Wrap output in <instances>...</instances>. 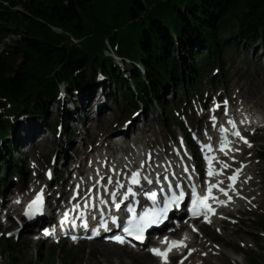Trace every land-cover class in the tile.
I'll return each instance as SVG.
<instances>
[{
    "label": "trees",
    "instance_id": "obj_1",
    "mask_svg": "<svg viewBox=\"0 0 264 264\" xmlns=\"http://www.w3.org/2000/svg\"><path fill=\"white\" fill-rule=\"evenodd\" d=\"M182 1L185 13L178 10L176 0H0V43L12 34H24L13 54L0 57V95L16 102L36 98L39 114L47 119L49 104L43 97L52 96L56 81L67 74L94 63L102 65L105 40L113 39L119 29L125 31L121 54L144 64L147 82L136 69L133 85L110 64H103L106 73L131 97L133 86L138 93L158 99L159 91L176 90L192 77L194 49L214 51L230 24L241 27L243 34L245 24L264 28V0ZM53 27L89 38L79 48L60 47L67 38ZM172 32L178 44L171 39ZM170 63L173 74L168 73ZM79 78L80 86L87 82L84 75ZM2 166L10 168L9 161Z\"/></svg>",
    "mask_w": 264,
    "mask_h": 264
},
{
    "label": "snow or ice",
    "instance_id": "obj_2",
    "mask_svg": "<svg viewBox=\"0 0 264 264\" xmlns=\"http://www.w3.org/2000/svg\"><path fill=\"white\" fill-rule=\"evenodd\" d=\"M225 103H227V102L225 101ZM216 107H219V105H216ZM233 127H235L234 123H233ZM234 134L237 137H239L241 140H243L246 144H248L249 147H251V144L246 140V138H244L240 135V132L238 130L235 131ZM226 146L227 145H222L221 151H224ZM236 150L239 151V149H236ZM225 154H227V153H225ZM224 167H228V165L225 164ZM214 174H215V172L211 167V160H209L208 175L212 176ZM138 176H139V173H133L132 174L131 182L133 184H139L140 183ZM236 178L237 177L235 175L229 177V179L233 180V181H235ZM145 179H147V178H145ZM161 179H166V177H161ZM148 183H153V181L148 180ZM174 185H175V188L177 190L171 191L170 194L164 195L163 199L159 202L162 206L154 208V209L145 210L144 214L142 216H140L138 220L129 219L127 226H125L123 224H118L117 223L118 218L113 216L112 217L113 225H115L116 227H122L123 232L128 234L129 236H134L135 239H137V240H143L144 239L143 233H144L145 229H147L148 227H150L154 224L160 223L162 221V219H164L166 217V214L168 213L171 206H177L178 207L181 204V202L185 200L186 193H185L184 189L181 188L179 183L174 182ZM119 187H123V185H119ZM166 187L172 188L173 185L169 184V185H166ZM217 187H219L218 184H209L207 194L206 195H200L197 193L195 186H192L191 192H190V199H191V204H192L191 212L194 216L200 214L201 208L206 209L209 212L214 211V209L210 206L208 201L216 199V197L212 193V189L217 188ZM220 190L224 191V189H220ZM161 191H164V189H161ZM129 194H132V195L135 194V193H133L131 188L127 189V192L124 193V198L127 199ZM146 194H150V198L154 204L157 203L156 192L153 191V192L146 193ZM113 199H115V194H113ZM220 203H223V201H220ZM42 204H43V196H42V190H41V193H37L35 198L32 201H30V203L28 205L29 211L25 212V216H27L29 219H32L33 217L31 214V210L35 209L36 211H40ZM116 207H119V204H117ZM128 211L131 212V211H134V209L129 207ZM93 219H95V218L93 217ZM205 219H207V217H205ZM99 223H100V227L103 228L105 231L111 230L106 221L101 220ZM82 226L85 229L88 228V223L86 220L83 221ZM91 231L94 234H97V235L99 234L98 228H92ZM8 235H11V233H9ZM73 239H76V238L73 237ZM111 239H113L116 242L121 243V244L125 243V238L122 235H114L113 237H111ZM163 242L168 244V247L166 249L161 250L159 248H151L149 250L154 255L161 257L165 261V264H167L168 252H170L172 250V248H174V247H186V245L183 243L182 240L168 241V238L165 237Z\"/></svg>",
    "mask_w": 264,
    "mask_h": 264
},
{
    "label": "rangeland",
    "instance_id": "obj_3",
    "mask_svg": "<svg viewBox=\"0 0 264 264\" xmlns=\"http://www.w3.org/2000/svg\"><path fill=\"white\" fill-rule=\"evenodd\" d=\"M13 40H15L14 37L10 38L9 40H7L6 42L8 43V45L12 44ZM243 49V48H242ZM240 50L239 53H240V57H241V60L242 58L245 59L246 61L247 60H252V61H257V57L260 55V51L256 52L255 55L252 54L253 50H249L248 52H244V50ZM3 51V45L0 44V54L1 52ZM196 51H199V50H196ZM195 51V52H196ZM264 57L262 58V60L260 61V64H257L256 67H254V70L260 74L261 77H259L260 79L259 80H256L254 79L253 81V84H254V87L256 89L259 90V98H261L262 100H264ZM106 95L108 96L107 98V104L108 106L110 107V110H121L115 103V97H114V94L115 93V85H107V90H106ZM171 96L172 95H169V99H171ZM117 101H120L121 104H125L126 102L123 100V98L121 96L117 97L116 98ZM55 107H53L51 109V114L52 116H55ZM106 114H108V110L107 112H105ZM158 114V115H157ZM151 116H157L159 117V113L156 109H153L152 113L150 114ZM76 126V123L75 122H71V125L70 127H74ZM44 134V138H47L49 139L50 138V134H48L47 130L46 129H43V131L41 132L40 135L43 136ZM20 151L22 152L23 151V147H20L19 148V153ZM17 158H20L19 156H17ZM244 232L242 233V235L240 236L242 239H244V241H250V239H247L245 236H244ZM229 240V241H227ZM223 243H226V242H233L232 239H229L228 236L222 240ZM34 246L36 247H33L32 246H24L23 248H21L20 252H21V262L22 263H27L29 261H36L39 256L41 255L42 257H44L46 259V254H45V251L47 250V248L39 245V244H34ZM86 248V251L84 250H79V251H75V253H77V255H75V257H78V260L79 261H76V264H82L84 263V261H88V258L86 257L87 253H88V249L92 251V260L90 261V263L92 264H98L96 261L98 260L96 258L95 255L97 254H101V255H104L106 257H108V260L109 262H112V259H120L122 261L125 260V263L127 264H146L145 262H142L141 259H138L136 256H133V255H130L129 253H127V251H122L120 249H118L119 251H116L114 254L113 253H108V252H104L103 251V248L99 245H93L91 247H85ZM36 250H37V253H36ZM226 253H228L229 255L233 256L239 264H247V261L245 260L244 257L242 256H236L234 255V253L230 250V249H227L224 250ZM82 252V254H81ZM14 250L11 249V248H7V249H0V256L1 258L3 259L4 263L3 264H9L10 260H12L14 258ZM67 253L66 252H61L59 251L58 254H57V257H56V262L57 264H69L68 262V259H67ZM71 257L74 256L73 255H70ZM126 256V257H125ZM148 260H150L148 257H147ZM145 260V259H144ZM147 261V260H146ZM225 264H231V263H228V262H225Z\"/></svg>",
    "mask_w": 264,
    "mask_h": 264
},
{
    "label": "bare ground",
    "instance_id": "obj_4",
    "mask_svg": "<svg viewBox=\"0 0 264 264\" xmlns=\"http://www.w3.org/2000/svg\"><path fill=\"white\" fill-rule=\"evenodd\" d=\"M91 116L95 113V111H94V109L93 108H91ZM40 133H35V137L37 136V135H39ZM34 137V138H35ZM99 246H101L102 248H103V250H105V251H108V252H116V251H119L117 248H115V247H113V246H103V245H101V244H98ZM91 264V263H90ZM93 264V263H92Z\"/></svg>",
    "mask_w": 264,
    "mask_h": 264
}]
</instances>
